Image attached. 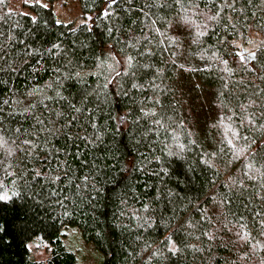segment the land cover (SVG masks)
Listing matches in <instances>:
<instances>
[{
  "label": "trees",
  "instance_id": "trees-1",
  "mask_svg": "<svg viewBox=\"0 0 264 264\" xmlns=\"http://www.w3.org/2000/svg\"><path fill=\"white\" fill-rule=\"evenodd\" d=\"M78 2L0 0V264H264V0Z\"/></svg>",
  "mask_w": 264,
  "mask_h": 264
},
{
  "label": "rangeland",
  "instance_id": "rangeland-1",
  "mask_svg": "<svg viewBox=\"0 0 264 264\" xmlns=\"http://www.w3.org/2000/svg\"><path fill=\"white\" fill-rule=\"evenodd\" d=\"M34 2L51 5L60 22H70L81 14L78 0H55L51 4H49L48 0H10L9 8L31 14L23 5ZM64 233H66L64 235V242L67 248L76 254V264H103L102 254L91 243L85 242L81 238L76 227H68L64 230ZM42 253L40 252L39 256Z\"/></svg>",
  "mask_w": 264,
  "mask_h": 264
}]
</instances>
